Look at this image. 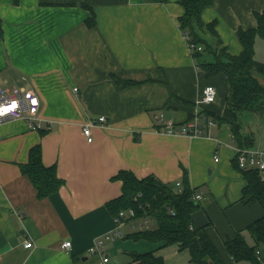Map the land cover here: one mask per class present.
<instances>
[{
    "label": "crops",
    "instance_id": "0c3cea01",
    "mask_svg": "<svg viewBox=\"0 0 264 264\" xmlns=\"http://www.w3.org/2000/svg\"><path fill=\"white\" fill-rule=\"evenodd\" d=\"M263 10L264 0H214L202 20H215L218 35L196 24L195 30L212 49L237 55L243 50L238 28H255ZM183 13L178 0H0V87L33 88L42 101L39 130L22 119L0 121V264H98L88 248L117 228L108 203L123 195L122 170L156 177L179 192L187 172L202 194L193 225L205 227L226 263L236 264L225 240L264 211L243 201L247 180L234 164L231 126L206 123L224 113L229 89L224 74L208 76L197 66L180 27ZM208 84L217 88V100L197 106ZM198 113L201 136L164 132L161 114L182 127ZM90 121L92 142L83 134ZM36 145L44 164L56 165L64 180L41 198L21 167ZM150 224L156 226L155 219ZM149 227L126 219L118 235L104 241L108 264L150 251L167 264L166 246L133 237ZM65 239L72 241L69 251L60 248ZM28 240L33 247H25ZM172 245L173 259L180 260L182 249Z\"/></svg>",
    "mask_w": 264,
    "mask_h": 264
},
{
    "label": "trees",
    "instance_id": "16d2710c",
    "mask_svg": "<svg viewBox=\"0 0 264 264\" xmlns=\"http://www.w3.org/2000/svg\"><path fill=\"white\" fill-rule=\"evenodd\" d=\"M178 1L184 7V13L179 18L181 29L189 36V43L203 47L201 51L192 52L198 62L197 66L208 76L218 73L226 76L229 91L224 113L221 116H212L218 124L226 123L231 126L236 145L253 147L254 133L244 132L243 127L246 123L245 117L250 114H260L261 121L264 122V63L255 58L256 38L264 39V10L256 13L255 28H238L237 35L243 50L235 55L229 53L226 48L212 49L195 30L194 24L202 31L218 35L215 20L210 23L202 20V12L211 6L214 0ZM0 34L2 35L1 19ZM217 41L220 42L219 39ZM206 52L212 53L213 57L204 59ZM234 164L238 167L236 160ZM21 167L22 172L36 187L40 198L58 191L64 184V180L58 176L56 165L44 164L41 145L30 149L29 161ZM244 175L247 180L243 190L244 203L258 204L264 211V179L261 173L257 170H247ZM117 178L123 180V195L108 203L112 213L118 214L122 209L134 207L139 217L151 215L155 219V229L134 233V238H146L164 246L178 244L180 249L189 250L190 261L196 264H227L206 228L196 227L192 223L198 201L193 199L195 190L189 184L187 172L180 192L153 176L139 179L132 172L122 170ZM138 193L142 195L135 199ZM172 210L175 214H172ZM244 231L250 234L253 244L247 241ZM225 247L236 264H262L257 258L256 250L261 247L264 249V214L246 228L235 232L233 237H228ZM126 264L166 263L162 256L150 251L144 254L132 253V260Z\"/></svg>",
    "mask_w": 264,
    "mask_h": 264
},
{
    "label": "built area",
    "instance_id": "2783aa9c",
    "mask_svg": "<svg viewBox=\"0 0 264 264\" xmlns=\"http://www.w3.org/2000/svg\"><path fill=\"white\" fill-rule=\"evenodd\" d=\"M190 51H201L203 50L202 45H197L189 43V36L185 34ZM77 88H75L76 90ZM218 91L217 88L212 85H206L201 93L199 94L196 105L202 106L204 104L214 103L217 100ZM42 101L38 92L33 88L25 87H0V121L6 119H22L28 123V126L32 130H39L42 128V119L40 115ZM160 120L163 121L165 128V133L169 135H184L190 137H199L203 133V124L201 123V114L196 115L194 121L186 123V125L179 127L177 123L173 120L165 121L164 115H160ZM99 123L104 124L107 122V118L102 115L98 119ZM208 126H214L217 124L214 119H206ZM94 122L90 121L83 127V134L89 142L94 141L92 128L94 127ZM159 131V129H158ZM235 159L238 164L239 169L247 170H257L264 177V146L262 147H241L239 145L235 146ZM216 160L218 158L216 157ZM178 186L181 185L180 182L177 183ZM142 194L139 193L138 197ZM136 196V199L138 198ZM193 199L199 201L202 199V194L199 191H194ZM149 205V204H147ZM143 206L141 205V208ZM172 214L175 212L172 210ZM132 219L139 221L141 224L149 226L151 221L154 220L153 216L146 215L139 217L137 211L134 207L128 209L120 210L115 216V222L117 228L110 233L106 234L104 237H97L93 244L88 248V252L91 255L99 256L100 261L98 264H108L110 262V257L106 252L104 241L108 238H113L118 235L119 228L125 223L126 219ZM34 244L31 240L25 242V247H33ZM60 248L65 251L72 249V241L70 239H65L61 242ZM257 258L264 264V251L260 248L256 250Z\"/></svg>",
    "mask_w": 264,
    "mask_h": 264
},
{
    "label": "rangeland",
    "instance_id": "374dc122",
    "mask_svg": "<svg viewBox=\"0 0 264 264\" xmlns=\"http://www.w3.org/2000/svg\"><path fill=\"white\" fill-rule=\"evenodd\" d=\"M258 38L260 39V41H262L261 37H258ZM258 38H256V39H258ZM212 57H213L212 53L206 52L203 58L204 59H211ZM256 58L260 59V60H264V44L258 45V47L256 49ZM255 115L256 114H250L249 117H245V120H246L245 122L246 123H245V125L243 127V131L244 132H251V131L254 132V135L256 136V141L254 142V147L258 146L261 143L260 142L261 140H264V124H261L262 121H261V118H260L261 117L260 114H257L256 117H255ZM262 118H264V116H262ZM138 195L139 194H137L136 196L138 197ZM129 227L130 226L128 225L125 228H123L124 232H126L129 229ZM136 227L138 228L139 226H136ZM155 227H156L155 225H153V224L151 225L150 224V227L147 228V229L148 230H153V229H155ZM130 229H132V228H130ZM245 235H246L247 241L253 243L252 239L248 236V233L246 231H245ZM173 246L175 247V245H167L166 247H164L165 254L168 256V257H166L167 264H178V262H181V264H188V259H189L188 258L189 257L188 251L189 250L183 249L182 251H179L180 260H174L172 255H175L173 251L176 248H174ZM220 248H221L222 252H226V250H225L223 245H220ZM261 249L264 250L262 247H261ZM160 252L162 254H164V251H160ZM171 252H173V253H171ZM114 260H116V257H113V262H111V264H116L114 262ZM190 264H196V263L191 262Z\"/></svg>",
    "mask_w": 264,
    "mask_h": 264
}]
</instances>
